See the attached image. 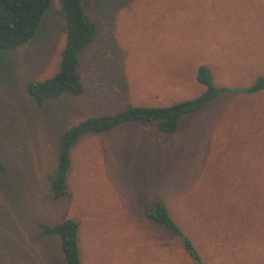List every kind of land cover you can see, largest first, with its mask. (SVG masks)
I'll list each match as a JSON object with an SVG mask.
<instances>
[{"label": "rangeland", "instance_id": "rangeland-1", "mask_svg": "<svg viewBox=\"0 0 264 264\" xmlns=\"http://www.w3.org/2000/svg\"><path fill=\"white\" fill-rule=\"evenodd\" d=\"M83 1L100 31L80 56V97L38 106L26 91L58 70L66 34L55 7L28 44L0 53V264H65L41 226L67 218L80 223L89 264H196L181 236L149 217L159 201L205 264H264V91L221 93L172 133L129 123L83 136L69 192H50L69 126L127 104L193 99L203 64L216 86L264 76V0Z\"/></svg>", "mask_w": 264, "mask_h": 264}, {"label": "trees", "instance_id": "trees-1", "mask_svg": "<svg viewBox=\"0 0 264 264\" xmlns=\"http://www.w3.org/2000/svg\"><path fill=\"white\" fill-rule=\"evenodd\" d=\"M85 5L83 0H0V53L20 48L35 38L52 7L56 8L64 20L62 29L66 34V41L60 54L58 70L46 79L31 81L26 87L27 93L38 106L65 95L78 98L84 92L80 56L97 39L100 31L98 23L86 14ZM196 78L205 90L193 99L165 106L127 104L118 112L87 117L66 128L58 139L55 177L50 185L52 197L58 199L69 192L72 151L83 136L106 133L129 123L156 126L161 132L172 133L179 129L185 115L200 110L221 93L256 94L264 91V76L257 77L246 87L216 86L213 71L205 64L198 67ZM0 171H8L2 157ZM148 215L158 224L181 236L188 254L196 264H205L193 241L185 235L163 202H156ZM41 227L45 234L59 238V248L65 264H82L80 223L77 220L67 218L54 225Z\"/></svg>", "mask_w": 264, "mask_h": 264}, {"label": "crops", "instance_id": "crops-1", "mask_svg": "<svg viewBox=\"0 0 264 264\" xmlns=\"http://www.w3.org/2000/svg\"><path fill=\"white\" fill-rule=\"evenodd\" d=\"M92 258H90L91 260ZM95 261L98 263V264H101L96 258H95ZM82 264H89V261H86L84 260V257H83V260H82ZM127 264V263H126ZM130 264V263H129Z\"/></svg>", "mask_w": 264, "mask_h": 264}]
</instances>
